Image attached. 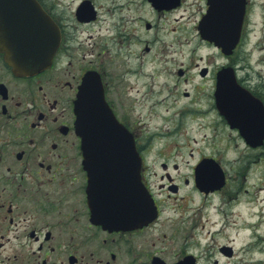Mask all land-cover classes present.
<instances>
[{
  "label": "flooded vegetation",
  "instance_id": "obj_1",
  "mask_svg": "<svg viewBox=\"0 0 264 264\" xmlns=\"http://www.w3.org/2000/svg\"><path fill=\"white\" fill-rule=\"evenodd\" d=\"M37 1L51 16L60 33V43L51 65L34 74H16L0 53V264H206L205 251H210L205 248L208 249L211 244H204L203 238L197 237L203 234L202 205L189 210L184 203L185 212L176 222L181 226L173 227L169 234H163L164 239H159L157 234L162 230L164 217L163 201L157 195L166 190V197L169 198V195L177 194L181 185L163 162L161 165L165 173L159 176L158 191L154 190L141 145L143 131L118 114L111 95L118 77L107 71L100 49L95 51L94 58L85 59L79 65L72 60L67 61L68 21L64 17L63 22L56 13L54 0ZM89 1L95 11L93 18L80 19L75 14L77 5L74 8L73 18L78 26L88 28L98 21V9L92 0ZM238 2L244 3L240 40L236 49L226 55L214 43L203 39L197 27L206 19L209 10L216 11L212 22L214 27L235 25V21H231V12ZM141 5L152 17L151 21L145 22L146 29L179 13L173 20L179 25L190 23L202 46L210 49L207 57L212 61L206 59L204 62L200 55V63L195 62L191 66L196 69L201 84L209 83L197 88L207 90L217 117L230 135L240 139L247 156V141L237 130H230L219 116L214 90L218 71L223 67H232L237 81L264 105V91L257 88L258 80L262 79H256L253 84L255 79L249 73L241 75L242 69L247 70V63H241V49L247 44V28L251 25L257 0H142ZM238 9H241L240 5ZM130 30L133 39L139 41L132 26ZM133 39L127 38L124 43L122 39L117 49L121 50L125 43L132 44ZM148 50L149 47H146L145 51ZM88 72L98 75L105 100L118 120L132 133L137 151L142 156V181L158 209V217L142 227L109 230L92 221V206L87 192L89 175L83 165L74 113L79 87ZM187 73L182 65L177 71L185 82L188 80ZM184 95L188 96L189 92L184 91ZM215 159L219 163L222 161ZM174 168H177L176 165ZM222 168L226 180L224 185L208 193L197 190L202 196L221 195L228 189L229 175ZM191 180L194 184V174ZM183 181L188 183V178ZM189 219L193 221L190 229ZM246 219L241 221L243 227L247 225ZM220 221L222 227L226 225L223 216ZM194 222H197L196 227ZM193 229L194 233L189 236ZM209 230L212 239L221 231ZM181 231L182 234L179 233ZM177 238L178 244H169ZM215 249L217 255L212 260L213 264H247L246 243L238 247L222 243Z\"/></svg>",
  "mask_w": 264,
  "mask_h": 264
},
{
  "label": "rangeland",
  "instance_id": "obj_2",
  "mask_svg": "<svg viewBox=\"0 0 264 264\" xmlns=\"http://www.w3.org/2000/svg\"><path fill=\"white\" fill-rule=\"evenodd\" d=\"M54 1L56 13L63 22L64 17L68 21L67 61L79 65L94 58L95 51L100 49L107 71L118 77L111 95L118 114L143 131L141 145L154 190L158 191L159 176L165 173L163 162L181 185L177 194L169 198L166 190L157 195L163 201L164 217L162 230L157 234L159 239H164L163 234H169L173 227L181 226L176 222L185 212L184 203L189 210L202 205L203 234L197 237H202L204 244H211L205 248L210 251H205L206 264H213L215 248L222 243L235 247L246 243L247 264L264 263V147L252 151L247 146L246 156L240 140L230 135L217 117L207 90L197 88L209 83L201 84L196 69L191 66L200 63V55L204 62L212 58L207 57L210 49L202 46L191 24H177L173 18L179 13H175L146 29L144 24L152 17L141 5L142 0H92L99 19L92 27L85 28L78 26L73 18L74 8L81 0ZM193 19L194 13L190 17ZM131 26L139 41L133 39ZM127 38H132L133 43H125L118 50L117 44ZM241 56V63H247L249 70L242 69L241 75L249 73L255 79L253 84L256 79H262L258 80L257 88L264 91V0H257ZM181 65L188 70L186 82L177 75ZM184 91L189 95H184ZM204 156L222 160L220 163L229 175V187L221 195L202 196L192 183L193 167ZM185 177L188 183L183 181ZM222 216L226 221L223 227ZM244 217L247 227L241 224ZM192 222L189 219V229ZM208 229L221 231L212 239ZM190 233L194 229L189 236ZM178 238L169 244H178Z\"/></svg>",
  "mask_w": 264,
  "mask_h": 264
},
{
  "label": "water",
  "instance_id": "obj_3",
  "mask_svg": "<svg viewBox=\"0 0 264 264\" xmlns=\"http://www.w3.org/2000/svg\"><path fill=\"white\" fill-rule=\"evenodd\" d=\"M78 12L89 17L88 4L83 3ZM239 32V26L231 28L227 39L218 43L224 52L235 46ZM217 33L215 28L201 27L206 39L216 42ZM58 41L55 25L35 0H0V52L16 73L28 74L47 67ZM84 81L92 88L88 92L83 82L79 89L75 128L97 202L106 208L104 224L109 228L145 224L155 218L157 211L141 181V158L133 136L115 118L92 73ZM214 95L219 113L229 126L243 135L247 123V143L261 144L264 108L238 85L232 69L219 72ZM195 182L205 192L221 187L224 175L219 164L212 158L202 159L195 168ZM95 219L100 216L95 215Z\"/></svg>",
  "mask_w": 264,
  "mask_h": 264
}]
</instances>
